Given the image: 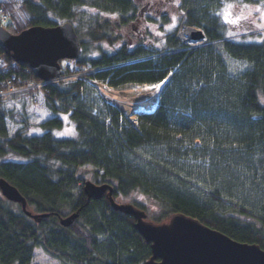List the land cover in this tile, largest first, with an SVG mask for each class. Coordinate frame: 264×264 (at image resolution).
<instances>
[{"label": "trees", "instance_id": "1", "mask_svg": "<svg viewBox=\"0 0 264 264\" xmlns=\"http://www.w3.org/2000/svg\"><path fill=\"white\" fill-rule=\"evenodd\" d=\"M157 2L158 18L148 13L147 26L157 23L164 31L174 18L180 21L166 33L163 49L147 46L144 37H133V46L124 40L139 14L131 0H0L15 23L7 28L13 34L33 26H75L83 54L68 64L65 74L91 66L100 69L95 79L116 89L155 85L172 74L155 111L137 115L136 124L81 80L44 88L45 106L54 117L37 125L39 133L29 132L24 113L17 120L22 126L11 135L8 121L17 115L0 101V179L20 192L28 211L49 214L35 221L0 192V264H32L37 247L62 264H146L151 246L135 229L134 218L112 209L106 197L85 194L86 181L78 172L86 166L93 167L94 183L113 187L115 199L135 194L156 199L164 212L153 221L182 213L264 250V37L237 41L216 15L226 2L257 7L264 0ZM252 19L239 27L227 25L239 35L256 30ZM180 25L202 28L205 45L186 50L177 38ZM119 40L123 43L114 51L98 49L91 57L90 43ZM230 60L247 69L231 75ZM11 78L37 80L0 48V90ZM65 118L75 129L73 138L54 135ZM196 141L200 147L194 146ZM207 160L214 165L206 168ZM176 175L197 181L214 177L218 188L212 200L219 212L186 194ZM222 192L231 200L243 197L257 219H246L247 207L220 212ZM74 213L79 214L75 223L62 226L60 220Z\"/></svg>", "mask_w": 264, "mask_h": 264}, {"label": "water", "instance_id": "2", "mask_svg": "<svg viewBox=\"0 0 264 264\" xmlns=\"http://www.w3.org/2000/svg\"><path fill=\"white\" fill-rule=\"evenodd\" d=\"M196 37L201 38V33ZM0 48L13 62L27 65L43 81L59 78L60 62L78 59L82 52L79 37L70 23L34 26L17 35L0 27ZM0 191L6 200L21 205L24 213L35 221L49 217L28 211L27 200L4 179H0ZM84 192L97 200L106 195L112 209L134 218L135 229L151 246L152 257L146 264H264V250L260 246L238 242L185 214L177 213L156 223L134 205L118 203L111 185L87 181ZM78 216L74 213L62 218V226H72Z\"/></svg>", "mask_w": 264, "mask_h": 264}, {"label": "rangeland", "instance_id": "3", "mask_svg": "<svg viewBox=\"0 0 264 264\" xmlns=\"http://www.w3.org/2000/svg\"><path fill=\"white\" fill-rule=\"evenodd\" d=\"M250 6H253V5H250ZM252 8L255 9L256 7H252ZM235 10H237V8L234 9V11ZM155 16L156 15H154V17ZM252 17L257 23H259L258 13L254 12L253 15L249 17V19ZM155 18H158V15ZM179 24H180L179 18L176 17L174 23L171 26L165 28L164 31L159 28L160 25L151 27L153 35L150 33L151 35L147 36L148 41H145V43L149 47L156 46L157 48L163 49V47L167 44L166 39H164L166 33L173 31V29L177 27ZM226 26H227L226 27L227 34L230 35L232 38H235V40L237 41L244 40V39L260 41L262 40V37H264V28L260 29V33H261L260 36L255 34V35L246 36L245 38H243L241 36H237L236 33H234L227 24ZM146 28L149 31L150 25L147 26ZM84 35H85L84 41L88 42L89 38L86 36L87 32H84ZM112 42L110 43L102 42V43H94V44L92 43L93 45H91L90 43L88 46V49L92 51L90 53L91 57L97 55L98 49H101L102 51H105V52H112L123 43V41H120V40L116 43H112ZM85 58L88 59V55ZM228 66H229L230 74L233 76L239 75L247 69V65L243 63L234 62L232 60H230V62L228 63ZM91 69H92L91 66H85L83 68V71L81 72L83 75L82 78H87V75H91L90 74ZM156 91L157 89L153 87V85H150V84H141V85L128 84L122 88L116 89L115 92L112 93L113 96L117 97V99H120V100L124 99V101H126L128 105H126L124 108L116 104H113L112 106L119 109V111L123 115H125V117L135 122L136 115H133L132 113H134L136 110H138L139 112H142L143 110H150L152 106H155V107L157 106L158 100H159V94L156 95L157 94ZM8 105H9L8 108L12 110L14 109L17 115L16 120L10 119L8 121V129L11 135L14 134V132L22 126L21 123L17 122V120H19L21 115L24 113L26 114V119L28 121V124L30 125L29 132H34V133H39L38 132L39 130L36 128L37 125L42 124L46 122L47 120L51 119L52 117H54V114H52L50 110H48V108L45 106V102L43 99H41L40 103L37 105H31L27 102H25L24 105H20V107H13L12 106L14 105L13 103L8 104ZM64 122L65 123H64L63 128L57 129L56 131H54V135L58 138H73L76 135L73 125L69 123L67 119H65ZM61 133H64V134H61ZM194 146L200 147L201 142L196 141ZM192 157L194 158V153L192 154ZM138 158L144 159L145 161H150L149 159H145L144 157H141V156H138ZM18 160L22 161L24 159H18ZM202 162H205V161H202ZM206 164H207L206 168H208L210 167L209 165H211L212 167L214 165V162L212 160L211 161L207 160L205 162V165ZM78 175L82 176L85 181L93 182L92 180L93 167L91 166L83 167L78 172ZM176 178H178L179 181L185 184L183 189L186 192V194H189L195 197L197 201H199L203 205H206L207 207H212L218 211L217 208L219 206H217L216 208L215 206L216 202L212 200V197L215 196L214 191L218 188L215 185L216 181H214V177L213 179L212 177L211 178L208 177L204 179L203 181L202 180L197 181L196 180L197 178H193V180L186 179L185 177L180 176V175H176ZM219 189H221V187H219ZM227 196H226V192L225 193L222 192L220 195V198L223 201L222 203L224 205L222 206L220 212L226 211V213L232 214L234 213L233 210L239 211L243 209L244 207H247V208L250 207L249 205L250 203H248L247 201H244V199H241L243 197L237 198L238 200H231ZM118 202L119 203H131V204H135V203L145 204L147 207L146 212L148 213L150 219H153V216H156V217L161 216L164 212V209H162L160 203L156 199L145 196V195L143 196L141 194L131 195L130 197H127V198L118 197ZM243 202H245L246 206ZM247 214L249 217H246V219L248 220L257 219L254 216V213L252 212L250 208L248 209ZM32 264H62V263L60 262L59 259L54 258L53 256L49 255L47 252H45L43 248L37 247L34 252V259H33Z\"/></svg>", "mask_w": 264, "mask_h": 264}, {"label": "snow or ice", "instance_id": "4", "mask_svg": "<svg viewBox=\"0 0 264 264\" xmlns=\"http://www.w3.org/2000/svg\"><path fill=\"white\" fill-rule=\"evenodd\" d=\"M237 7H239V10L234 11V9H236ZM254 12L259 14V23H257L255 20H253L252 22L257 23V27L264 28V3L253 9L250 5L247 4L238 6L231 2H226L224 6L216 12V15L221 17L222 21L225 24L239 27L242 22H247L249 20V17H251ZM153 87L159 88V85H153Z\"/></svg>", "mask_w": 264, "mask_h": 264}, {"label": "flooded vegetation", "instance_id": "5", "mask_svg": "<svg viewBox=\"0 0 264 264\" xmlns=\"http://www.w3.org/2000/svg\"><path fill=\"white\" fill-rule=\"evenodd\" d=\"M131 1L135 2L136 9H138L139 14L135 22L130 24V34L129 36H127V39L125 36L124 40H126L129 43V45L133 46L135 44V41L132 39L133 37H135L138 40H141L143 39V36L147 33L146 24L148 23L145 22V18L147 17V14L150 13L151 16L158 14V2L157 0H131ZM120 33H123V31Z\"/></svg>", "mask_w": 264, "mask_h": 264}, {"label": "built area", "instance_id": "6", "mask_svg": "<svg viewBox=\"0 0 264 264\" xmlns=\"http://www.w3.org/2000/svg\"><path fill=\"white\" fill-rule=\"evenodd\" d=\"M0 19L3 22L7 21V17L3 15V12L1 10H0ZM77 78H78L77 76L64 77L60 79V81L62 82L75 81ZM12 81L14 80L8 81L6 83L5 89L0 91V98L3 99L4 101L14 100L19 97L29 95L32 92L40 93L43 90L44 86L47 84L45 82L34 81V82H30L27 85H21L18 87H14ZM19 83H22V81H19ZM33 100H34V103H38L37 97H35Z\"/></svg>", "mask_w": 264, "mask_h": 264}, {"label": "bare ground", "instance_id": "7", "mask_svg": "<svg viewBox=\"0 0 264 264\" xmlns=\"http://www.w3.org/2000/svg\"><path fill=\"white\" fill-rule=\"evenodd\" d=\"M190 33H188V35H189ZM164 82L163 83H160V84H158L159 85V88H156L157 89V94L156 95H158L159 93H160V91L162 90V88H163V86H164ZM114 100H115V102L119 105V106H121V107H125L126 105H128V103L126 102V101H124V99H117V98H113Z\"/></svg>", "mask_w": 264, "mask_h": 264}]
</instances>
